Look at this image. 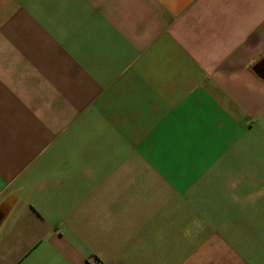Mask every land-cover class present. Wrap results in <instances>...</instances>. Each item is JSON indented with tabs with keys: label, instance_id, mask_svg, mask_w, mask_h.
I'll use <instances>...</instances> for the list:
<instances>
[{
	"label": "crops",
	"instance_id": "crops-1",
	"mask_svg": "<svg viewBox=\"0 0 264 264\" xmlns=\"http://www.w3.org/2000/svg\"><path fill=\"white\" fill-rule=\"evenodd\" d=\"M264 264V0H0V264Z\"/></svg>",
	"mask_w": 264,
	"mask_h": 264
},
{
	"label": "built area",
	"instance_id": "built-area-1",
	"mask_svg": "<svg viewBox=\"0 0 264 264\" xmlns=\"http://www.w3.org/2000/svg\"><path fill=\"white\" fill-rule=\"evenodd\" d=\"M89 264H103L100 260H93Z\"/></svg>",
	"mask_w": 264,
	"mask_h": 264
}]
</instances>
